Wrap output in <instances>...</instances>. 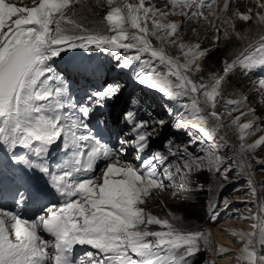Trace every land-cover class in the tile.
<instances>
[{"label": "snow or ice", "instance_id": "snow-or-ice-1", "mask_svg": "<svg viewBox=\"0 0 264 264\" xmlns=\"http://www.w3.org/2000/svg\"><path fill=\"white\" fill-rule=\"evenodd\" d=\"M80 3L81 0H33L34 6L20 7L0 0V143L12 149L29 150L37 160L20 155H14L13 160L42 172L64 197L62 204L47 207L44 214L34 220L23 219L18 213L0 208V264H189L188 258L201 251L202 244L205 247L209 244V234L184 231L168 218L147 213L138 205L152 195L154 188L164 189L165 179L175 189L174 195L180 190L187 191L188 175L194 168L199 170L205 158L192 157L187 146L181 149L168 140L167 154L155 151L142 159L139 169L131 164H119L121 154L130 148L138 154L145 153L152 138L159 134L157 126L163 127L165 121L149 123L137 119L131 110L124 112L123 118L131 131L127 134L129 138L120 139L119 149H114L86 130L92 114L119 95V85L94 92L88 97L89 103L84 105H73L69 100L67 106L77 110L64 112L67 86L58 75H52L49 61L67 49L91 50L95 47L110 52L122 68L139 62L140 69L135 74L138 82L171 100L189 98V103L182 105L184 111L176 114L174 127L197 129L202 135L192 137V144L206 140L210 148H216L219 133L235 128L240 152H251L264 146V136L245 144L246 138L260 131V127L252 122L241 123V120L255 109L240 111L239 100L225 101L230 106L225 112H219L217 106L223 99L221 85L230 73L237 69L247 73L264 67V34L252 42L241 33L233 32L245 39V46L234 53L230 62L225 61L223 75H213L207 83L201 78L198 83L194 78V74L201 71L197 60L207 50L202 51L199 43L180 42L181 25L167 23L165 18L177 11L185 20L202 18L220 41L229 38L228 26L234 28L235 19L252 20V9L236 10L228 17L229 0H224L219 12L213 10L208 15L205 10L211 9L216 0H172L171 5L164 8L146 4V0L136 3L105 0L108 10L102 26L90 27L78 10L66 14L73 4ZM194 5L196 10L192 11ZM258 6L264 8V4ZM221 14L224 19L222 26L217 28L215 21ZM256 25L258 30L264 29V15L259 12ZM152 38L158 46L153 45ZM169 47L179 49L183 63L180 56L168 53ZM130 50L133 54H128ZM144 54L148 55L147 59H143ZM258 85L254 92L264 94V79H260ZM258 103L264 105V98ZM237 111L240 114L232 118V113ZM169 112L171 114L172 110ZM219 139L225 140V137L219 136ZM57 140L63 141V148L70 150L71 156L53 172L44 161L50 146ZM224 146L233 147L226 140ZM169 156L176 159L166 164ZM207 159L209 164L213 162L210 151ZM100 160L107 161L106 167L100 170L102 182H98L101 177L95 174ZM258 163L264 164V161ZM158 165L164 166L162 173ZM230 170L223 169L225 178ZM177 178L182 183L177 184ZM12 179L20 186L29 180L24 174ZM248 183L255 197L257 189L250 179ZM199 187L203 189L204 186ZM36 191L39 194L38 188ZM15 196L19 197V202L25 199L18 189ZM249 202L255 203L257 210L255 213L249 210L250 215L241 218L254 221L252 228L256 231L233 233L244 242L237 259L247 264H264V256H259L253 247L257 232L264 240V201ZM223 203L229 204L227 198ZM172 220L179 221L180 217L172 216ZM151 225L162 226V230L151 231L148 227ZM38 229L52 239H44ZM83 244L94 251L74 259L75 246ZM230 251L223 245L218 246L219 254Z\"/></svg>", "mask_w": 264, "mask_h": 264}, {"label": "rangeland", "instance_id": "rangeland-1", "mask_svg": "<svg viewBox=\"0 0 264 264\" xmlns=\"http://www.w3.org/2000/svg\"><path fill=\"white\" fill-rule=\"evenodd\" d=\"M30 1V0H28ZM105 0H100V3H97V0H81L80 4H73L72 7L67 11L66 14L71 15L73 10H82L83 8L87 9L88 6L95 7L96 5H100ZM129 2L136 3L138 0H129ZM150 3L153 6L164 8L166 5H171L172 0H146V4ZM224 4V0H216V3L212 5L211 9L205 10V15H208L209 12L216 10L219 12L222 9ZM264 4V0H229V11L227 13L228 17H232L234 11L239 10L240 12H247L248 9H252L253 19L250 21H242L239 19L234 20V28L232 26H228V30L230 33L229 38L221 39L217 41L215 36L217 33L213 32L211 27L205 24L204 20L201 18L199 21L196 20H185L182 15L179 14V11L174 14H170L165 18V22L167 23H177L181 25L179 41L185 44H195L199 43L201 45V50H207L205 55L199 57L197 63L200 66L201 71L194 74V78L196 82H200L201 78L205 83L209 82L211 76L223 75V69L226 66L223 60L218 63H214L213 60L207 59L206 55L209 50L219 48L221 50H227L229 53H232L238 49H242L245 46V39L241 37H237L233 35V32L241 33L242 37L251 38L252 32L259 31L256 25V13L264 15V8H260L258 5ZM195 5L192 8V11H195ZM90 18V15H86ZM85 19V18H84ZM211 19H215L211 17ZM224 16L221 14L219 20H216V27L220 28L222 26ZM87 24V22H85ZM103 23V21H102ZM93 25V24H92ZM102 26V25H101ZM264 30V29H263ZM175 38V37H174ZM152 43L154 46H158V42L155 38H152ZM75 49H67L63 51L60 55L64 59H69L73 54ZM168 53L174 57L180 56V51L178 48L169 47L167 49ZM144 56H147L145 54ZM181 63L184 62V58L180 56ZM100 64L104 65L105 63L101 60ZM52 65V63H51ZM53 69V76H61L56 73L59 71L60 74H63L64 79H71L73 82V78L78 75L79 70L74 68L71 71H65L64 69H57V66L51 67ZM127 69L132 75H135L140 68L139 62H134L130 68H122ZM251 72H244L245 76L251 75ZM263 73H259L257 76L259 77ZM81 79L82 82L84 80L90 81L89 87L90 89H98L105 84V81L111 80L114 81L120 87L119 95L110 100L111 105V114L108 116L110 121L115 120L116 123H120L124 120L123 114L124 112L131 110L135 113L137 118L142 120H147L151 123L153 120H164L165 125L163 127L157 126V132L159 133L157 136L152 138L156 145V150L161 151L167 154V146L166 142L171 140L174 146H179L181 149L184 146H187L189 149V153L193 154L197 148V145L192 147L193 144L186 145V140L177 132V128L174 127L175 118L174 116L184 111L182 108L183 103L178 106L169 105L168 102L160 99V96L157 94L158 99L153 96L147 95L143 90L137 88L131 92V86H126V83L119 77L117 74L114 76L104 75V72L101 74H96L87 78ZM260 78H250L249 80L242 79L237 75V72L230 73L225 82L221 85V91L223 99L221 103L217 106L219 112H225L229 109L230 106L226 105L225 101L227 100H239L241 101L240 111L247 112L249 108L255 109L253 114L242 118L241 123L252 122L254 125H259L260 131L254 132L252 135L246 138L245 144L254 143L255 140L259 139L260 136H264V105L258 103L262 98H264V94L261 92H254V89L259 87L258 81ZM59 83V81H57ZM68 93H74L73 90H69ZM156 93V92H155ZM244 97H247V100H244ZM87 98V97H86ZM188 98V97H187ZM86 102L89 103L88 98ZM186 103H189L186 102ZM185 103V104H186ZM169 109L172 110L173 117L170 115ZM240 112H233L232 118L239 115ZM209 124H212V121H209ZM219 136H224L225 140L233 145V147H225V140L219 139ZM218 138L216 139V148H210L208 142L202 140L201 144L198 145V153L196 157H204V162L200 168L205 171V181L203 187V197L205 196L206 203V216L207 219H210L211 222L209 224H196L194 222L184 221L182 217L184 214L182 213L183 208L181 207L186 201H188L192 196V189L197 184L195 181L193 172L197 171V169H193L192 173L188 176L187 185L185 187L188 189L187 191L180 190L178 194H172L170 197L165 196L164 194H159L154 196L152 199H146L142 204H139V207L143 208L145 212L151 213L158 217H165L170 220V222L175 223L177 227L181 228L184 231H201L209 234V244L205 247L203 244L201 248H204L206 251L205 259L201 264H221L219 258H215L212 256L217 252L218 246L223 245L224 247H230L227 244L220 243L219 239L214 238L212 235L215 228L221 222H226L228 220L237 221L242 223V227L245 228L242 233H249L252 231H256L252 228L254 221L251 219H242L241 217H247L250 215L249 210L252 213H255L257 208L255 203H251L249 201L256 200L257 202L264 201V164L258 163L259 161H264V146L257 148L254 151L248 152H240L239 150V140L237 139L238 133L235 128H226L224 131L219 133ZM163 140L162 145H157V143ZM211 152L212 163H208V152ZM218 158V159H217ZM176 158L169 156V162L174 161ZM219 167L220 171L217 172L216 168ZM229 168L231 169L227 178H225L223 174V169ZM97 175L102 178V173L100 171H96ZM249 179L252 181V186L257 189L256 196L253 197L249 190ZM234 181V184L232 182ZM180 183H182L180 181ZM221 185L224 187L221 188ZM227 198L229 204L225 206L223 203V199ZM214 205V207H213ZM218 209H224L225 215L222 217H226V219L216 222L212 224L214 216H216ZM171 213V216L169 215ZM210 213V216L208 215ZM212 213V214H211ZM172 216L180 217L179 221H173ZM239 225V223H238ZM159 226V225H158ZM162 229V226H160ZM239 227H241L239 225ZM238 227V228H239ZM237 229V228H236ZM231 233V241L234 243L235 248L237 249L235 252L224 254V260L232 261L233 264H247L246 261L238 260L237 257L240 255V250L243 247V241L237 237V235H233ZM253 247L257 251L259 256H264V240L261 239L259 233L253 237ZM226 258H229L228 260ZM218 259V260H216ZM225 264V263H224Z\"/></svg>", "mask_w": 264, "mask_h": 264}, {"label": "trees", "instance_id": "trees-1", "mask_svg": "<svg viewBox=\"0 0 264 264\" xmlns=\"http://www.w3.org/2000/svg\"><path fill=\"white\" fill-rule=\"evenodd\" d=\"M155 1V0H154ZM107 5L105 1H103L100 5H96L95 7L88 6L87 9L83 8L82 10H79V16L85 18V22H87L88 26H96L99 27L103 23L104 16L107 12ZM92 15L90 18H88L86 15ZM93 18V19H92ZM93 24V25H92ZM251 40L254 42L259 38L260 35L264 33V30H259L252 32ZM239 50V49H238ZM237 51V50H236ZM229 53L227 50H221L219 48H215L212 50H209L206 57L207 59L213 60V62L218 63L221 62L222 60L225 61H231L232 58H234V53L236 52ZM111 64L114 62L112 60H109ZM225 64V63H223ZM262 69L264 67H257L254 70H252V74L245 76L244 71L242 70H235L237 72V75L241 77L242 79L249 80L250 78H259L257 75L262 72ZM219 111V109L217 108ZM194 174L196 185L192 189L191 193V198L186 201L181 207L183 208L182 213L184 214L183 220L184 221H189V222H194L197 224H207L208 219H206V203H205V196L203 197V189L199 187V185H203L206 183L205 181V171L200 168L199 170L195 171L192 173ZM204 186V185H203ZM210 223V222H209ZM205 251H202L196 259L198 264H201L203 260L205 259Z\"/></svg>", "mask_w": 264, "mask_h": 264}, {"label": "bare ground", "instance_id": "bare-ground-1", "mask_svg": "<svg viewBox=\"0 0 264 264\" xmlns=\"http://www.w3.org/2000/svg\"><path fill=\"white\" fill-rule=\"evenodd\" d=\"M28 152H30V151L28 150ZM4 204L7 206V209L8 210L12 211L11 210L12 202L4 203ZM238 223H239V225L241 227H239ZM242 225H243L242 223L237 222L235 220L234 221L228 220L226 222H221L218 225V227L214 229L212 235L214 236V238L219 239L220 243L229 245L230 247H226V248L231 249L230 252L233 253L237 249L235 248L234 243L231 241V239H232L231 238V233L232 232L242 233L244 231V229H245V228L242 227ZM243 226H245V225H243ZM237 237H239V236L237 235ZM212 256H214L215 258H219V261L221 262V264H224V263L225 264H233L232 261H226V260H224L223 259L224 258V254H219L218 253V250ZM226 259L228 260L229 258H226ZM216 260H218V259H216Z\"/></svg>", "mask_w": 264, "mask_h": 264}]
</instances>
